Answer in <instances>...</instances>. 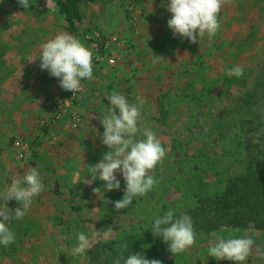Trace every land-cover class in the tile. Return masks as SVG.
Instances as JSON below:
<instances>
[{
    "label": "rangeland",
    "instance_id": "rangeland-1",
    "mask_svg": "<svg viewBox=\"0 0 264 264\" xmlns=\"http://www.w3.org/2000/svg\"><path fill=\"white\" fill-rule=\"evenodd\" d=\"M121 1L131 29L137 32L150 0H137L135 23L125 7L134 0ZM30 3L25 9L18 0H0V193L32 167L40 173L44 188L23 218L9 223L15 242L0 245V264H90L95 244L119 240L169 210L176 214L195 205L196 190L220 192L228 176L248 166L264 173V103H242L264 69V0H232L224 5L218 15L220 28L211 40L205 36L200 43H191L174 38L168 26L158 30L149 41L153 49L144 53L147 76L134 77L131 69L132 76L117 81L118 71L105 59H93L92 77L81 80L75 98L62 89L48 107L36 100L45 86L59 80L41 70L36 57L50 40V22H57L59 29L67 23L54 1ZM109 5L110 0L82 3L85 16ZM88 35L81 31L74 36L90 49ZM110 35L121 38L109 45L117 59L115 67L131 55L134 44L118 33ZM30 43L40 51H30ZM235 66H243V76L228 83L224 79L231 77L229 69ZM113 92L125 94L130 104L143 101L140 124L147 125L166 150L150 172L158 184L120 211L114 202L124 195L121 173H116L119 190L103 191L100 180L85 183L90 165L108 151L101 143L104 129L99 117L110 107L107 97ZM34 141L39 145L33 146ZM94 188L101 191L95 194ZM5 203L14 215L19 204ZM107 228L113 230L107 236L96 233ZM80 232L89 236L91 247L84 256L74 257L71 250ZM218 236H251L253 250L243 264H264L256 252L257 246L264 250V230L237 228L196 233L195 244L185 252L174 255L167 249L158 259L162 264H235L208 255Z\"/></svg>",
    "mask_w": 264,
    "mask_h": 264
},
{
    "label": "clouds",
    "instance_id": "clouds-1",
    "mask_svg": "<svg viewBox=\"0 0 264 264\" xmlns=\"http://www.w3.org/2000/svg\"><path fill=\"white\" fill-rule=\"evenodd\" d=\"M18 3L25 9L31 4L30 0H18ZM231 3L232 0H169L167 10L172 15L167 21V26L174 38H186L191 43H200L205 36L211 40L220 28L218 15L221 8ZM39 59L41 70H47L50 76L58 78L59 86L65 91L75 93L81 87V80L90 79L93 74V52L67 32H61L43 43ZM243 73V66L229 69V74L237 78L242 77ZM107 99L110 101V107H107L106 114L99 119L104 129L101 143L108 151L102 160L90 165V179L85 183L91 184L100 180L104 182L103 191L119 190L121 182L116 173H121L125 182L124 195L121 200L114 202L115 210L120 211L132 205L134 198L145 196L158 184L150 172L162 162L166 150L155 133L147 125L140 124L142 100L138 104H130L126 95L118 92H113ZM140 136L144 138H138ZM43 188L40 173L36 167H32L22 178L13 179L0 193V245L8 247L15 242V234L10 230L9 223L23 218L31 207L33 198L39 195ZM100 191L101 188L93 189L95 194ZM12 200L19 204V207L14 209V215L13 209L5 203ZM112 231L107 228L96 233L107 236ZM151 232L153 236L162 238L174 255L185 252L196 242L191 217L187 214L174 217V210L155 218ZM77 240L71 255L84 256L91 247L90 238L80 232L77 234ZM253 245L251 236H218L215 244L209 248L208 255L217 260L243 264L252 253ZM123 247L126 248L127 244ZM256 252L264 257V250L258 246ZM113 264H121V258H117ZM123 264L162 262L159 259L145 258L143 254H130L123 259Z\"/></svg>",
    "mask_w": 264,
    "mask_h": 264
},
{
    "label": "trees",
    "instance_id": "trees-1",
    "mask_svg": "<svg viewBox=\"0 0 264 264\" xmlns=\"http://www.w3.org/2000/svg\"><path fill=\"white\" fill-rule=\"evenodd\" d=\"M52 1L64 15L69 30L72 33L77 32V25L82 19L81 3L88 0ZM224 80L233 84L239 78L231 75ZM243 102L251 106L264 103V69L257 73L255 83L248 89ZM33 144L36 145L37 142L34 141ZM33 154L37 155L38 152L34 150ZM195 195L198 196L195 205L174 214V217L182 214L190 216L195 233L213 232L223 227L264 230V173L254 166H248L243 172L228 176L220 192L205 194L196 190ZM154 220L148 226L119 240L100 241L95 244L90 251V264H113L117 258H121L123 264V259L130 254H143L145 258L158 259L168 249V245L162 238L153 236L151 227ZM125 244L126 248L123 247Z\"/></svg>",
    "mask_w": 264,
    "mask_h": 264
},
{
    "label": "crops",
    "instance_id": "crops-1",
    "mask_svg": "<svg viewBox=\"0 0 264 264\" xmlns=\"http://www.w3.org/2000/svg\"><path fill=\"white\" fill-rule=\"evenodd\" d=\"M168 2L169 0H150L147 4H145V16L144 15L142 16L139 23L140 30H138L137 32H135L133 28L131 29V25H130L131 21L128 19V16L124 11L123 2L121 0H110L109 6L104 7L100 10L97 9L88 16H85L83 6L81 3L82 19L77 25L78 28L77 32L72 33L69 30L67 21H66L67 24H65L64 27H61V29H59L60 26L58 25L57 22L52 21L48 25V28H50V30L48 31L47 34H49L50 39L54 38L55 35L61 32H67L74 36L75 34H78L81 31H83L89 33V36H91L93 28L99 30L102 34L107 36L113 33L116 34L118 33L126 41L132 40L134 44L133 46L134 48L132 50L131 55H128V57L126 56L122 57L121 59L124 61L127 60L128 62L121 61L120 64L118 63L115 67L109 65V67L114 68L115 70L118 71L117 72L118 74L116 78H114V80L118 81L119 79H123L124 75L131 73L130 72L131 69L134 70L132 71L134 72L133 73L134 77H140V76L144 77V75L147 76V73L144 71V63H145L144 53L153 49V47L151 46V42L149 41L150 40L152 41L153 39L151 38H153V36H156L158 34V30H164L165 28H167V21L168 19L171 18L172 15L167 10ZM29 49L32 52L40 51V47L38 45H34L33 47L32 43H30ZM36 59H39V57L37 56ZM120 72L122 73V76L119 74ZM90 79H88V81H90ZM93 80L94 79L92 78V81ZM45 82L49 83V81L47 80H45ZM114 84L115 83H113V85ZM44 89L45 90L42 91V93L38 96L36 101L41 99L43 101L42 103L46 107H48L51 104V100L55 96L61 93L62 88L59 86V83L57 84V82L54 80L53 84L50 87L45 86ZM36 145H39V142H37ZM227 228H233V227H223L217 231H213L210 233L214 234L216 232H219L220 230H226ZM237 229H243V228H237ZM247 229H253V228H247ZM58 249L59 248H57V250ZM49 264H51V262H49Z\"/></svg>",
    "mask_w": 264,
    "mask_h": 264
},
{
    "label": "built area",
    "instance_id": "built-area-1",
    "mask_svg": "<svg viewBox=\"0 0 264 264\" xmlns=\"http://www.w3.org/2000/svg\"><path fill=\"white\" fill-rule=\"evenodd\" d=\"M136 3H138L137 0L128 1L125 6L126 10L129 11L130 17L132 18V20H134V23H135V18H136L135 16ZM88 37L90 38V50L93 52V59L95 61H100V60L105 59L110 66H114L117 63V59L114 55L110 54L109 45L112 43L120 42L121 38L118 35H108L107 36L97 30H94L91 36L88 35ZM78 91H76L75 93L69 91L68 93L69 97L71 99L75 98ZM56 109H59V108H56ZM56 111L57 112L55 116L56 118H59L60 111L59 110H56Z\"/></svg>",
    "mask_w": 264,
    "mask_h": 264
}]
</instances>
